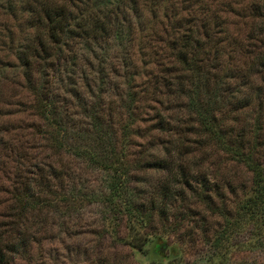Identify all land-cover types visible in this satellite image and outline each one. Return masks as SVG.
<instances>
[{
	"label": "trees",
	"instance_id": "trees-1",
	"mask_svg": "<svg viewBox=\"0 0 264 264\" xmlns=\"http://www.w3.org/2000/svg\"><path fill=\"white\" fill-rule=\"evenodd\" d=\"M20 1L34 28L20 49L25 69L41 79L43 65L50 57L60 59L74 39L98 40V57H88L98 61V83L95 92L89 83L85 92L75 81H65L67 94L87 117V123L76 125L72 110L62 107L59 89L49 94L38 78L26 80L37 120L29 126L42 143L29 151L18 139L4 138L8 126L0 129V157L16 165L0 188V264L36 241L46 222L43 209L68 211L71 205L59 207L69 201L63 185L76 157L103 173L98 192L85 201L101 205L104 226L124 225L126 236L119 239L132 250L142 251L158 231L177 228L192 216L200 217L195 225L207 229L202 214L190 208L183 212L187 200L224 222L211 239L204 234L216 254L228 240L227 228L240 221L264 229V43L259 44L264 0L248 4L247 30L229 50L220 36L225 24L216 19L218 7L211 0ZM121 9L126 12L114 16L117 20L131 25L133 13L143 11L152 23L139 25L140 36L127 40L119 61L121 83H113L109 65L119 55L110 54L106 43L121 33L111 19ZM134 41L148 68L139 70L129 56ZM226 53L243 59L236 72L240 78L232 76L230 66L221 68ZM232 78L240 79L235 86ZM247 86L253 89L243 91ZM168 107L186 114L171 119L164 111ZM98 264L114 263L103 257Z\"/></svg>",
	"mask_w": 264,
	"mask_h": 264
},
{
	"label": "rangeland",
	"instance_id": "rangeland-1",
	"mask_svg": "<svg viewBox=\"0 0 264 264\" xmlns=\"http://www.w3.org/2000/svg\"><path fill=\"white\" fill-rule=\"evenodd\" d=\"M253 1L211 0L213 5L218 7L214 9L216 10V13L214 12L216 19L225 24L220 35L224 39L223 47L225 49L233 48L232 45L234 44L232 42L235 43L241 34L247 30L248 13L250 11L247 6ZM8 2H10L11 7ZM21 7L20 0H0V129L8 126L9 130L3 133L4 138H12L13 142L18 139L20 145L29 151L35 152L36 147L39 148L42 140L39 135L34 134L32 125L29 126L37 120L33 116V110L29 108L33 95L25 89V85L27 79L30 78L32 81L37 82V78L40 77L32 73L31 70L25 69L26 67L20 61V49L25 44V40L32 37L34 31L32 22L28 20L25 11ZM125 12L126 10L121 9L111 13L113 25L115 24L118 32H121L118 37H110L108 43H106L110 47V54L117 53L116 55H119V58L113 60L112 65H109L110 76H112L109 81L113 83H121V79H117L122 72L119 61L123 52H125L124 45L127 44V40L130 37L140 36L139 25L142 24L145 27L149 25L148 22L152 23L150 15L147 16L143 11L138 13L139 16L130 11L134 14L132 15L133 18L130 19L131 25L124 23L123 19L121 21L119 18L117 20L114 17L119 16L121 18ZM161 13L159 12L158 15H161ZM113 31L115 30L113 29ZM9 33L12 35L11 39ZM72 42L70 48L67 47L63 53H59L60 59L57 57L53 60L50 57L43 65L42 72L44 74L39 79V83L40 86H43V91L44 88L49 89V94H54L59 89L61 93L59 99L65 100V102H61L62 107L65 105L68 106V110H72V114H69L71 122L81 125L87 123V117H85L78 100L72 99L70 94H67L64 84L68 79L73 80L76 84L78 83V87L86 92L89 83L90 90L93 85L95 88L93 87L92 91L95 92L97 89L95 83H98V61L96 58L89 59L88 57L92 54L98 57V40L85 41L76 38ZM262 43H264V39L259 44ZM133 44L129 56H133L134 64L139 70L145 69V67L148 68L138 51L137 42L134 41ZM237 52H240V50ZM126 55L128 54L126 53ZM224 58H222L221 68L227 70L230 66L234 70L232 76L240 78L236 72L243 59L241 57L238 59L227 58V53ZM115 69L118 71L114 72ZM68 71H71V73H68ZM231 71L229 69L228 74ZM234 78L230 80L231 86H235V82L240 80ZM252 87L247 86V88H243V91L250 90ZM123 88L125 87L121 84L118 89L120 93L123 92ZM119 91L116 90L115 93H119ZM111 95H113L112 92ZM262 100L264 101V98ZM164 106L169 105L164 103ZM174 108H164L166 114L171 113L173 115L170 114L171 119L186 114V111H182L184 112L182 114L181 110ZM22 132L25 133L21 135ZM2 158L1 156L0 188L6 184L5 174L12 175L11 173H13L16 166L9 158L7 160L4 158L2 160ZM82 160L84 159L78 157L73 160L70 159L69 165L72 174L66 177V183L63 185V192L66 197L68 196L69 201L61 202V207H59L64 209L66 205H71L68 211L60 215V212H57L59 210L43 209L41 216L46 219V222L38 232L36 241H33L23 254L15 255L8 264H98V261L103 257H107L109 262L114 264H264L263 228L261 229L256 222L252 221H240L231 229L227 228L228 240L224 242L221 251L216 254V252H213L211 245L206 243L204 234L206 232L211 239L214 230L221 229L224 222L210 214V212H203L202 207H197L196 202H193V200L183 201L184 206L182 209L185 208L183 212L188 211L190 208L198 212L200 216L206 217L208 221L207 229L201 228L199 223L195 225L196 220H199L200 217L192 216L188 220L182 221V224L177 228L168 229L164 232L158 231V237L151 238L142 251H135L127 245H122L119 238L126 236L124 225L116 227V229L110 227L109 223L104 226L105 221L101 217V205L98 202L85 201L86 195L92 196V192H98L99 187H101L103 173L93 169L87 161ZM72 176L75 178L73 179ZM73 180L76 182L75 186L72 185ZM81 196H83L84 201L77 200V197ZM179 209H181L180 206ZM191 227H193L192 234L190 233Z\"/></svg>",
	"mask_w": 264,
	"mask_h": 264
}]
</instances>
